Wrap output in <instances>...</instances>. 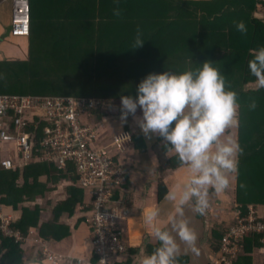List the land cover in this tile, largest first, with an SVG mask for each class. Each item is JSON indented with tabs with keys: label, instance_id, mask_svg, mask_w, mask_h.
Masks as SVG:
<instances>
[{
	"label": "trees",
	"instance_id": "trees-1",
	"mask_svg": "<svg viewBox=\"0 0 264 264\" xmlns=\"http://www.w3.org/2000/svg\"><path fill=\"white\" fill-rule=\"evenodd\" d=\"M256 5L264 7L260 0H119L118 5L113 0H31V32L26 37L29 57L0 60V93L112 101L121 94L135 96L136 85L149 72L170 67L180 70L212 60L225 75L226 84L237 92V139L243 148L236 176L238 208L242 213L249 204L264 208V88L255 87L248 70L250 49L264 45V19L255 17ZM114 7L120 8V16L113 15ZM238 20L245 22V33L235 28ZM137 25L145 40L129 48ZM252 100L256 101L254 109L248 107ZM92 111L98 117L103 114L100 107ZM29 129L37 132L39 146L41 128L32 124ZM134 138L137 144L140 137ZM2 156L0 152V210L6 206L18 209L21 203L43 195L48 184L42 176L57 181L72 173L74 186L69 197L54 207L52 220L40 225L42 209L36 204L33 209L23 206L21 218L12 226L22 236L31 228H38L43 238L66 236L67 231L60 235L63 227L56 221L63 212L73 215L78 210L85 189L76 182L74 165L62 169L54 162L36 159L23 169H7ZM197 216L205 218L204 214ZM225 231V227L211 231L214 251L221 247ZM262 239L263 235H246L234 264H254L255 250L264 249ZM23 255L21 241L0 231V264H23ZM177 259L179 264L186 261Z\"/></svg>",
	"mask_w": 264,
	"mask_h": 264
},
{
	"label": "clouds",
	"instance_id": "clouds-1",
	"mask_svg": "<svg viewBox=\"0 0 264 264\" xmlns=\"http://www.w3.org/2000/svg\"><path fill=\"white\" fill-rule=\"evenodd\" d=\"M113 2L118 5L119 0ZM112 11L114 16L121 14L119 7ZM234 24L241 33L247 31L243 20ZM12 34L16 36L13 19ZM144 40L143 30L137 25L129 48L141 46ZM248 70L255 78V87L264 88V45L250 49ZM248 107L254 109L256 101ZM130 114L146 138L158 135L163 139L165 155L183 168V175L164 194L171 205L166 215H161L157 205L141 209L139 220L157 243L135 264H179L181 243L185 251H199L185 207L203 215L209 207V189L220 194L238 175L243 148L230 131L226 132L238 125L237 92L226 84L225 75L213 61L205 59L180 70L170 67L147 73L136 85L135 96L120 95L121 121ZM240 187L245 185L241 183Z\"/></svg>",
	"mask_w": 264,
	"mask_h": 264
},
{
	"label": "built area",
	"instance_id": "built-area-1",
	"mask_svg": "<svg viewBox=\"0 0 264 264\" xmlns=\"http://www.w3.org/2000/svg\"><path fill=\"white\" fill-rule=\"evenodd\" d=\"M5 1L0 0V6ZM12 3L14 34L28 36L32 23L31 0H12ZM113 105L111 100L96 97L0 93V149L6 152L3 166L23 169L36 159L54 162L62 169L74 165L77 184L90 195L92 212L88 222L96 264H115L117 258L127 252L118 220L129 211L123 197L114 199V191L120 189V193L127 183L126 170L118 156L125 152L124 143L130 136L122 132L108 137L97 124L86 119L89 110ZM32 124L42 131L39 146L37 132L29 129ZM115 205L120 207V214L113 208ZM232 217L211 264H234L248 234L263 235L264 243L263 210L248 205L246 213H242L237 206ZM0 231L23 240L22 234L13 230L11 218L3 214H0ZM46 257L53 264H59L51 254L46 253Z\"/></svg>",
	"mask_w": 264,
	"mask_h": 264
},
{
	"label": "crops",
	"instance_id": "crops-1",
	"mask_svg": "<svg viewBox=\"0 0 264 264\" xmlns=\"http://www.w3.org/2000/svg\"><path fill=\"white\" fill-rule=\"evenodd\" d=\"M254 15L264 19V7L256 5ZM12 19L13 3L12 0H7L0 6V43H4L3 36L6 33L11 34L5 41L7 44L18 42L14 41L15 38H12L14 37L12 34ZM18 30L22 31L20 28ZM16 39L20 40V37ZM24 39L29 45V39ZM112 102L115 101L112 100ZM110 108L102 109L103 114L100 117L96 116L92 111L93 109H91L86 113V119L97 124L101 128V132L104 135L107 134L108 137L114 133L122 132H127L130 136V139L124 143L126 146L125 152L118 156L126 170L127 183L120 193V189L114 191V199L117 200L123 197L129 211L127 216L120 217L118 220V230L126 245L127 252L118 257L115 264H135L139 256L150 252L157 243L154 237L148 234L146 226L139 220L141 209L150 205H157L161 208V215H166L171 205L164 197L161 199L160 195L166 192L167 187L183 175V168L175 159L165 155L163 150L165 142L163 139L160 140L158 135L146 138L131 114L122 122L120 108H114L113 110ZM136 115H140L139 107ZM229 131L237 138V125L231 127ZM229 131L226 129V132ZM134 136L141 138L137 140V144ZM144 145L147 146V150L141 151L140 147ZM0 152L3 155L6 154L1 149ZM163 162L165 163L163 164ZM71 174H65L68 177H58L57 181H53V178L48 180L46 175L42 176L41 180L48 184V189L43 195L36 197L33 201L21 203L18 209H11L6 206L3 210H0V214L11 218L13 226L21 218L23 206H30L33 209L38 204L42 209L39 224L52 220L54 218V207L57 203L69 197L70 187L74 186L70 178ZM236 181V178L231 180L230 186L220 194H216L209 189V207L204 213V220L200 219L191 207H185V215L190 226L197 234L196 245L199 251L198 253H193L190 250L185 251V246L181 243V254L178 258L186 259L183 264H211L212 259L218 255L220 248L217 251L213 250L210 241L211 231L214 229L220 230L222 227L226 229L232 223V213L239 206L236 200ZM77 206L78 210L73 215L65 211L56 221L58 226L63 227V232L60 235H64L66 231L68 232L60 240L41 237L38 228H31L26 236H22L23 264H53L52 261L47 259L46 253L56 257L59 264L97 263L88 222L92 212L90 195L86 189H83V194ZM255 206L261 211L264 210L263 206L259 204ZM113 208L118 214L121 213L118 205ZM253 258L254 264H263L264 249L255 250Z\"/></svg>",
	"mask_w": 264,
	"mask_h": 264
},
{
	"label": "rangeland",
	"instance_id": "rangeland-1",
	"mask_svg": "<svg viewBox=\"0 0 264 264\" xmlns=\"http://www.w3.org/2000/svg\"><path fill=\"white\" fill-rule=\"evenodd\" d=\"M9 24V23H8ZM21 31V30H19ZM11 34L6 33L4 37V43H0V59L4 58H27L29 57V45L27 44L26 37H23L20 40H17L16 36L12 37L15 38L14 41H18L17 43L9 42L7 44L5 41ZM26 41V42H25ZM25 43V44H24ZM253 85V83H251ZM114 105L110 109L113 110L114 108H120V99H114ZM98 113V112H97ZM230 129H228L229 131Z\"/></svg>",
	"mask_w": 264,
	"mask_h": 264
}]
</instances>
